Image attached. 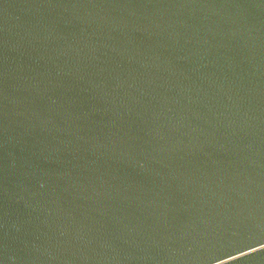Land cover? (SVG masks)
Returning a JSON list of instances; mask_svg holds the SVG:
<instances>
[{
  "label": "water",
  "instance_id": "1",
  "mask_svg": "<svg viewBox=\"0 0 264 264\" xmlns=\"http://www.w3.org/2000/svg\"><path fill=\"white\" fill-rule=\"evenodd\" d=\"M0 264H264V0H0Z\"/></svg>",
  "mask_w": 264,
  "mask_h": 264
}]
</instances>
